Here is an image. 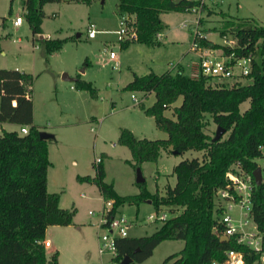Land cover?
<instances>
[{
    "label": "trees",
    "instance_id": "1",
    "mask_svg": "<svg viewBox=\"0 0 264 264\" xmlns=\"http://www.w3.org/2000/svg\"><path fill=\"white\" fill-rule=\"evenodd\" d=\"M53 1L61 0H23L24 17L48 54L59 49L65 40L41 36L43 6ZM67 1L88 4L92 0ZM117 8L120 13L134 17L129 23L134 27V35L122 41V47L131 41L147 46L160 45L157 34L165 27L161 19L163 12L193 9L211 12L203 0H118ZM219 33L221 37L231 36L234 46L213 43L198 36H193L192 43L224 53L255 52L251 72L246 76L249 83L235 81L226 85L211 76L187 75L178 67L175 71L134 74L124 86L129 91L154 94L155 101L145 112L167 133L166 138L140 139L132 131L122 129L118 142L130 149L135 165L156 160L161 149L175 150L178 154L187 150L202 151L200 158L183 159L173 167L174 185L167 186L165 193L160 195L149 192L139 183V193L120 195L112 182L105 181L102 159L95 162L94 175L78 176L81 182L95 184L104 201L114 202L111 214L124 203H139L145 199L156 208L164 207L174 213L162 220L150 235L116 238L113 259L118 263L125 256L141 262L166 239H181L184 246L167 256L165 263L222 262L228 249L243 251L248 264L258 258L259 254L249 252L246 246L232 239L221 241L212 231L219 229L215 191L226 184L227 170L238 164L252 172L255 159L260 156L258 147L264 144V23L252 18L226 19ZM32 80V74L0 67V122L28 126L27 133L4 130L0 135V264H46L43 241L47 227L69 225L74 215L73 210L59 206L58 193L47 190V173L51 166L48 141L55 136L40 138V129L33 124ZM74 85L95 94L92 84L80 77L75 79ZM179 97L182 100L174 107L173 118L165 116V109ZM245 100L249 101V106L241 111L240 104ZM210 122L224 128L219 139H214L216 129H209ZM253 200L254 220L264 232V183L255 186ZM50 262L61 264L57 252L52 254Z\"/></svg>",
    "mask_w": 264,
    "mask_h": 264
},
{
    "label": "rangeland",
    "instance_id": "2",
    "mask_svg": "<svg viewBox=\"0 0 264 264\" xmlns=\"http://www.w3.org/2000/svg\"><path fill=\"white\" fill-rule=\"evenodd\" d=\"M205 3L210 13L200 9L163 12L165 27L160 45L131 41L122 47V41L132 38L134 27L129 23L134 17L118 11V0H92L88 4L67 0L47 2L43 6L41 30L44 36L65 39L59 49L48 54L24 17L23 0H0V67H19L33 75V124L55 136L48 141L51 166L47 190L59 194L61 208L74 211L71 224L47 227L46 239L52 244L46 251V264H52L54 252L61 264H109L108 256L98 253L101 238L97 226L105 201L95 184L78 180V176L94 175L97 157L102 159L105 181L112 182L123 196L139 193L137 169L144 178L141 184L149 192L161 195L167 186L174 185L173 167L179 161L201 157L202 151L174 154L170 149H161L156 160L135 165L130 149L119 143L118 137L122 129L132 131L140 139L167 137L156 126L154 117L145 112L155 101L154 94L124 88L134 74L175 71L181 66L185 74L191 75L199 55L204 53L200 46L191 48L195 31L213 43L223 44L219 31L226 19L252 18L264 23V0H205ZM18 15L23 22L14 26L12 20ZM124 17L128 25L122 38L115 30L122 26L120 20ZM90 24L97 30L92 38L87 36ZM227 38L233 42L231 36ZM109 51L115 53V58L109 57ZM64 75L89 81L95 94L75 88L74 81L66 80ZM222 81L226 85L235 82L229 78ZM240 81L247 84L250 79L244 77ZM181 100L179 97L165 109L164 115L173 118L174 107ZM248 106L249 101L245 100L240 110ZM3 127L7 131L20 129L15 123ZM208 127L216 129L212 122ZM3 131L0 124V135ZM159 211L166 212L167 218L174 215L164 207L156 208L149 199L124 203L117 208L116 215L131 222L128 236L140 237L150 235L160 225L162 220L147 219L149 214ZM233 214L238 216V212ZM183 246L181 239H166L145 260L128 264H170L164 262L165 258Z\"/></svg>",
    "mask_w": 264,
    "mask_h": 264
},
{
    "label": "built area",
    "instance_id": "3",
    "mask_svg": "<svg viewBox=\"0 0 264 264\" xmlns=\"http://www.w3.org/2000/svg\"><path fill=\"white\" fill-rule=\"evenodd\" d=\"M203 1L205 2V0ZM22 22L23 17L21 15L16 16L12 20L14 26H19ZM127 23V17L122 18L120 20V25L122 26L115 30L122 38L123 35L126 36ZM96 31L94 24H90L87 30V36L89 38L94 37ZM133 35L134 32L131 36ZM161 36L162 34H157L159 39ZM194 36L203 37L199 36L196 31ZM222 39L223 45L225 46L233 47L235 44V40L233 39V42H230L227 36H223ZM194 46H197V44L192 43L191 48L194 49ZM255 56V52L238 55L234 51L224 53L220 50L218 53L204 49V53L199 55L196 69L191 72V76L197 77L202 74L220 81L224 78L240 81L251 72ZM109 57L115 58V53L109 51ZM13 104L15 103L13 102ZM27 132L28 126H20L19 133L23 134ZM258 149L260 156L255 159V168H259L260 170V184H262L264 183V144L259 145ZM95 161L99 162L101 158L97 157ZM253 170L252 172H248L238 164L231 165L227 170L225 174L226 184L217 188L215 191V201L217 204L216 220L219 229L217 231V228H215L214 232L220 238L226 236L228 240L232 239L236 244L246 246L249 252L259 254L258 258L249 264H264V232L259 229L258 224L254 220L253 198L255 186L258 184L255 182ZM113 204L114 202L112 200L105 201L100 215L97 226V235L101 238L98 244V253L100 256L107 255L109 264H119L113 259L116 255L115 240L116 238L128 236V229L131 226V222L124 216H117V210L111 214ZM234 212H238V216L234 215ZM166 218V212L163 211L147 216L149 220H164ZM43 243L45 246L49 245L48 241L44 240ZM212 264L248 263L245 260L243 251L228 249L225 252V258L222 262L213 261Z\"/></svg>",
    "mask_w": 264,
    "mask_h": 264
},
{
    "label": "water",
    "instance_id": "4",
    "mask_svg": "<svg viewBox=\"0 0 264 264\" xmlns=\"http://www.w3.org/2000/svg\"><path fill=\"white\" fill-rule=\"evenodd\" d=\"M64 77H65L66 80L75 81V78L69 77V76H67V75H64ZM223 133H224V128H222V127H220V126H217V127H216V131H215L214 139H219ZM39 136H40V138H42V139H47V138H51V137H53L54 135H53L52 133L47 132V131L40 130V131H39ZM172 152H173L174 154H176V151H175V150H173ZM253 176H254V178H255V182H256L257 184H260L261 181H260V170H259V168H255V169L253 170ZM136 182H137V183H142V182H144V178L142 177L141 172H140L139 169L136 170ZM149 201H150V200H149ZM212 232H214V230H213ZM220 239H221V241H227V240H228V238H227L226 236H223V237H221ZM131 261H133V259H132L131 257H129V256H125V257L120 261L119 264H128V263L131 262Z\"/></svg>",
    "mask_w": 264,
    "mask_h": 264
},
{
    "label": "crops",
    "instance_id": "5",
    "mask_svg": "<svg viewBox=\"0 0 264 264\" xmlns=\"http://www.w3.org/2000/svg\"><path fill=\"white\" fill-rule=\"evenodd\" d=\"M23 9V8H22ZM22 12H23V10H22ZM37 36H40V34L39 35H37ZM41 36H44V33L42 32V30H41ZM48 37V36H47ZM181 67V66H180ZM14 69H18L19 71H21V72H24L21 68H19V67H15ZM68 76V75H67ZM6 123H8V124H11L10 122H0V124H1V128L3 129V130H6L4 127H3V125H5ZM45 241H48L47 239H46V233H45V239H44ZM49 242V241H48ZM51 242H49V245H47V246H45V249H46V251H47V248L48 247H50L51 246Z\"/></svg>",
    "mask_w": 264,
    "mask_h": 264
}]
</instances>
